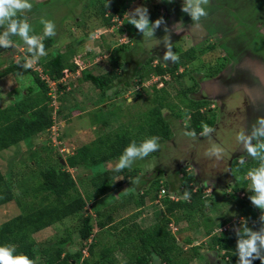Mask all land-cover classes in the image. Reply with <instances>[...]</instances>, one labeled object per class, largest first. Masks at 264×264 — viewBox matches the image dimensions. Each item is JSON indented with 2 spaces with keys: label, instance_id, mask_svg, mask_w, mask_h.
<instances>
[{
  "label": "rangeland",
  "instance_id": "374dc122",
  "mask_svg": "<svg viewBox=\"0 0 264 264\" xmlns=\"http://www.w3.org/2000/svg\"><path fill=\"white\" fill-rule=\"evenodd\" d=\"M107 1L29 0L32 9L31 11L25 10L22 14L23 17L21 18L33 17L29 23L30 29L42 30V19L52 22L54 27H59L54 28L56 32L55 44L44 50L43 54H35L33 61L29 60L31 63L38 62L36 64L39 68L37 71L34 70L37 74L39 70H43L42 63L55 52L54 48L60 52H65L68 49L72 51L70 62L73 64L71 70L74 73V60H78L83 70L86 69L93 74H102L111 69L108 56L114 47L122 44L125 50L129 51L132 50V47L137 46V52L133 53L131 59L125 64L129 70L127 83H117L104 93L92 83L80 80L81 71L79 75L78 73L68 74L65 82L57 85L56 93H52L56 98L57 133L53 135L51 129L48 128L32 138L0 151V169L5 178L10 180V188L14 195L13 200L0 205V223L20 214L22 205L31 202L30 197L21 195L23 186L20 183L23 179L26 188H29L34 182L36 184L42 170L57 167L59 161L65 165L64 161L68 155H71L81 145L91 144L99 135L123 134L124 130L130 131V134L134 133L148 110L157 100H162L168 104L167 109L164 108L162 113L171 127L172 134L168 139L157 140L158 148L155 152L132 159L128 166L130 174L126 178V184L120 186V192L115 193V195L122 196L132 189L135 194L138 185L146 189L147 184L155 179H158L162 186L169 183L166 189L174 191L184 166L189 167V171L192 172H194L193 167L196 166L197 168L198 166L204 167L203 170L206 171L211 170L213 175L210 171L208 174L206 171H202L201 174L206 175L205 177L213 176L219 180V183L214 185L208 182L202 185L203 194L211 197V199L206 201L201 218H198L197 215L195 221L189 223L181 220L172 221L169 229L182 249L178 257V264H223V261L228 257L222 258L225 252L236 253L234 246L238 239L237 233L242 232L244 226L253 231H259L261 227H264L260 219L264 213L254 206L249 199L253 194L249 189L250 181L247 179L248 185L242 191L234 192L225 187L229 182L226 164L231 152L237 149V147L233 148V145L237 141V133L243 130L242 127L244 126L241 123L238 126L236 122H232L230 114L225 111L221 115L222 118H217L216 126L218 129L212 128L213 130L206 135L203 131L200 136H192L185 129L190 119L189 110L187 111L186 107L179 103L178 96L181 91L196 82L194 83V92L189 95L201 99V96L198 95L200 80L202 78L205 80L208 78L207 76L215 75L220 71L223 64L220 57L224 55L223 48L225 45L222 49H216L219 47L216 45V40L217 35L225 34L223 28L228 29V23H231L230 18L227 17L228 20L225 19V23L223 20L219 23L216 19H222L221 17L225 13L216 12L211 15L212 19L205 18L194 22L177 16L178 10L182 11L181 8L185 0H173L175 2L169 5L163 3L162 0H130L124 13L121 16L113 15L111 25L106 26L102 24L98 16V6L101 2L106 3ZM141 6L148 9L150 23L159 17H163L164 23L156 28L150 37L145 36L135 25L129 22L130 18H135L133 16L134 10ZM76 21L78 22L76 23ZM180 21L183 22L185 30L177 33L172 29L173 25ZM218 24H221L222 28H217ZM0 31L1 33L7 31V23L0 25ZM234 32L236 34L237 29H234ZM42 37V35L38 36V39L41 40ZM17 40L18 38L15 42ZM211 44H213L212 50L207 48ZM196 45L197 49L200 48L204 51H196L194 58L185 66L181 65L174 74L167 73L160 77L152 70L159 62H172L170 58L165 59L166 52L171 51L173 54H180L187 48ZM24 48L25 43H17L16 45L10 43L8 48L2 50L0 52V61L2 62L0 70H3L9 62H15L24 57ZM149 58L151 60H148ZM136 63L138 64L136 71L139 70L140 74L135 72L132 76L131 70ZM28 68L24 65L14 73L0 78V107L8 105L13 96L20 94L21 90L32 88L33 93L39 91V86ZM180 72L182 75H179ZM117 74L122 77L121 69H117ZM159 88H164V91ZM206 89L207 92H211L209 84ZM202 95L206 97L205 92ZM52 99L50 97L48 102L51 116L54 111V107L51 105ZM203 100L206 101V105L202 107V112L212 115L214 100L209 98ZM172 104H174V108L170 110L169 107ZM230 137L236 138L232 145L227 143ZM216 141H220V144L222 142V146H218ZM214 147L222 148L223 152L219 155L214 154ZM152 153L153 155H151ZM119 158L109 163L94 166L91 170L65 166L66 170L74 176L80 194L86 193L94 197L88 200L86 209L93 224L91 242L97 237L95 232L97 230L99 232V228L94 226L95 220L100 215L102 218L112 215L116 222L122 217H129L142 228L152 225L160 218V211L163 207L160 202V198H162L160 194L162 193L157 192L154 187L149 188V190L156 193V199L151 201L148 197L145 198L140 213L135 217L130 215L135 212V208L131 204L122 209L114 206V210L109 208L113 200H116L113 191H108L109 193L104 191L103 194L99 192V194L93 190L92 185L89 184L91 177L103 168L116 166ZM223 169L225 172H222ZM214 172H219V174L216 175ZM244 177L246 178V175ZM28 178L29 183H27ZM127 183L129 189H126ZM241 200L247 201L253 206L256 211L255 216L251 217L249 216L250 213L241 211L239 205ZM78 221L75 216L68 217L34 233L33 238L37 246L34 250L33 264H44V257L40 252L42 246L49 245L59 237H66L67 234L71 237V245L73 244L69 246L70 249L72 251L78 250L81 246L77 233ZM221 224L224 225L220 226ZM208 228L212 230L211 235L206 234ZM101 230L102 235L106 233L101 240L104 244L120 238L116 236L121 233L118 229L113 233L110 227ZM224 232L227 233L226 240L221 245H213L211 236H218ZM188 239H191L192 245L200 244L201 248L198 254L193 252L187 243ZM88 242L86 244H89ZM261 253L264 255V249H261ZM82 254H86V252H82ZM114 256L118 262H124L126 259V256L117 250L114 252ZM252 264H261V261L254 259Z\"/></svg>",
  "mask_w": 264,
  "mask_h": 264
},
{
  "label": "trees",
  "instance_id": "16d2710c",
  "mask_svg": "<svg viewBox=\"0 0 264 264\" xmlns=\"http://www.w3.org/2000/svg\"><path fill=\"white\" fill-rule=\"evenodd\" d=\"M129 2L130 0H108L106 3L101 2L98 6V16L102 24L106 26L111 25L113 15L121 16ZM162 2L169 5L175 1L167 3L165 0H162ZM106 4H108L107 7ZM216 5L224 6V9L228 10L230 19L236 20L243 24L245 28L256 32V28L253 25L255 21L253 14L259 9L264 10V0H209L207 5H201L205 8L207 16L200 19H212L211 15L214 14L213 11ZM179 11L180 9L177 16H181L186 20H192L188 13ZM239 11L244 15L240 16ZM34 16L37 17L36 14ZM21 17L23 15L18 14V18ZM32 19L33 17L29 16L26 20L30 23ZM54 28L59 27L55 26ZM3 34L4 32L1 33L0 31V36H3ZM29 35L36 36L37 38L38 36H43L40 40L43 51L55 44V31L52 36H44L43 29L39 31L30 29ZM16 38H18L17 42H15ZM7 39L12 41L13 44L15 43V45L17 43H25L19 36H14L11 33H9ZM6 48L8 46L4 47L0 45V52ZM28 48L29 46L25 43V48L23 49L24 57L15 62H9L3 70H0V78L19 70L27 64V60H32L35 54L40 53L38 49L28 51ZM207 48H211L212 50L213 44ZM53 50L55 52L42 63V67L43 72L49 75L50 78L58 79L64 68H73V64L70 62L72 51L68 49L65 52H60L56 48ZM196 51L203 52L204 50L197 49V45L191 46L187 50L180 52V54H175L178 56L177 61L172 60L171 63L159 62L152 70L160 77H163L167 73L174 74L181 65L185 66L194 58ZM136 52L137 46L132 47V50L129 51L125 50L122 44L121 46L114 47L108 56L111 67L109 71L102 74H93L85 69L81 71L79 78L80 80L92 83L103 93L114 87L117 83H127L126 79L128 78L127 73H129V70L125 64L131 59V55ZM148 60H151V58ZM1 65L2 62L0 61ZM136 65L138 64L136 63L131 70L132 76H134L135 72L140 74L139 70L136 71L138 69ZM28 69L39 86V91L33 93L32 88L21 90L20 94L13 96L8 105L0 107V151L46 131L52 124L51 110L48 104L50 97L47 94V86L32 68L29 67ZM117 69H121L123 73L122 77L117 74ZM179 75H182V72ZM194 83L181 91L178 101L186 107L187 111L189 110L190 119L185 127L186 132L192 136H198L204 131L203 125L212 127L214 120L211 115L201 111L202 107L206 105V101L190 96L195 90ZM159 89L164 91V88ZM166 106L168 107L166 101L157 100L150 110H148L139 128L132 134H130V131L124 130L123 134L99 135L91 144L79 146L71 155L66 157L64 161L65 165L57 160L58 166L42 170L36 184L35 182L32 183L29 188L24 187L25 181L23 179L20 183L23 186L21 195L30 197L31 202L21 204L23 207L20 214L0 223V245H14L15 253H24L30 260H33L35 257L34 250L37 246L33 234L55 222L75 216L79 220L77 233L80 238V248L75 251L70 249L69 246L72 243L70 235L67 234L66 237H59L49 245L40 248L41 255L44 257V264H178V257L182 249L169 229L170 223L180 220L187 223L194 222L197 215L198 218H201L206 201L211 199V197L203 194L199 180L192 171L187 172L183 170L181 172L174 191L166 189L169 183H165L162 186L159 180L155 179L149 182L150 184H147L146 189L138 185L135 194L133 189L129 193L125 192L126 189H129L127 183L126 189L123 190L125 194L122 196H119V194L115 195V193H119L121 190L120 186L126 184V178L130 174L128 167L120 170H117L116 166L103 168L100 172L94 174L89 180V184L92 185L93 190L102 194L104 191H113L116 196V200H113V203L109 207L112 210H114V207L122 209L131 204L135 208V212L130 215L131 217L137 216L141 211L140 208L145 203V198L148 197L151 201L156 199V193L149 190V188L153 187L159 193L163 190V193L160 194L162 197L160 198V202L163 207L160 211L159 220L146 228L140 227L138 223H135L129 217H122L116 222L112 215H108L105 218H102L100 215L95 220L94 226L99 228V232L98 230L95 232L97 237L91 242L93 224L86 209L88 200L94 197L86 193L80 194L76 187L74 176L65 168V166L70 168L82 167L83 169L91 170L99 164L114 161L129 146L139 148L148 139H154L158 145V139L170 138L172 134L171 127L162 113ZM173 108L174 104L169 107L170 110H173ZM256 161L252 157L249 163H237L236 160L233 161L235 182L233 183L232 191H242L246 188L248 180L244 176L251 168L260 163L258 159ZM9 181L0 169V205L14 199ZM29 182L28 178L27 183ZM137 189L141 191L139 190L138 192ZM151 193L154 194L151 195ZM239 205L241 211L243 210L242 212L250 213L249 216L251 217L255 216L256 211L249 202L241 200L239 201ZM95 209L97 210L98 208ZM222 225L224 224L220 226ZM107 227H110L112 233L117 231V229L121 233L116 235L120 237L116 241L104 244L101 240L106 233L102 235L101 229ZM211 233L212 230L210 228L206 229L207 235H211ZM226 238L227 233L224 232L218 236H211V242L213 245H221ZM87 241H89V244H86ZM187 243H189L194 253H199L200 244L192 245L191 239H188ZM234 248L236 250V245ZM116 250L126 256L124 262L117 261L114 256ZM82 252H86V254H82ZM225 256L228 257L223 261V264H238V255L225 252L222 258Z\"/></svg>",
  "mask_w": 264,
  "mask_h": 264
},
{
  "label": "flooded vegetation",
  "instance_id": "af4514ba",
  "mask_svg": "<svg viewBox=\"0 0 264 264\" xmlns=\"http://www.w3.org/2000/svg\"><path fill=\"white\" fill-rule=\"evenodd\" d=\"M216 12L225 13V16L222 15V19H216L219 23H221V20L225 23V19L230 17L228 10L224 9V6L216 5L213 13ZM239 12L240 16L244 15L241 11ZM253 16L255 18L253 25L256 28V32L245 28L243 24L236 20L229 19L231 23H228V29L223 28L225 34L217 35L216 40V45L219 46L216 49H222L225 45V48H223L224 55L220 57L223 61L222 67L217 74L207 76L208 78H205V80L202 78L201 82H199L201 94L199 92L198 95L201 96V99L209 98L214 100L213 108L212 110L210 109L213 112L211 117L214 120L213 126L210 127L211 129H218L216 126L217 118H222L221 115L227 111L230 114L231 121L236 122L238 126L241 123L244 126L242 128L245 134L250 135L255 117L264 115V19H262L264 18V10L255 11ZM220 25L218 24L217 28H222ZM234 29H237L236 34ZM208 84L211 86L210 93L206 89ZM203 92L206 93V97L202 95ZM234 134H236L235 131ZM235 139V137H230L227 143L232 145ZM216 142L218 146H222V142L221 144L220 141ZM258 142H264V137L259 138V140H253V144ZM234 147H237V149L231 152L226 164L229 182L225 187L230 189L233 188V183L235 182L233 161L249 163L251 160V156L248 155L241 143L236 141L233 145ZM203 168L201 166H198V168L197 166L193 167V173L198 178L200 186L202 187L208 182L218 185L219 180L215 179V177H205L206 175L201 174L202 171H206ZM183 170L188 172L189 167L184 166L181 172ZM209 171L213 175L211 170L206 171L207 174ZM222 172H225V170L223 169ZM215 174L218 175L219 172Z\"/></svg>",
  "mask_w": 264,
  "mask_h": 264
},
{
  "label": "clouds",
  "instance_id": "9594fccd",
  "mask_svg": "<svg viewBox=\"0 0 264 264\" xmlns=\"http://www.w3.org/2000/svg\"><path fill=\"white\" fill-rule=\"evenodd\" d=\"M167 3L173 0H165ZM209 0H185L181 10L190 15L194 22H198L201 17L207 16V12L201 5H207ZM108 4H106V7ZM32 4L29 0H0V25L7 23V31L3 36H0V45L7 47L12 41L7 39L9 33L14 36H19L28 46V51L38 49L43 54V46L36 36H30V25L26 18H18V14L22 16L25 10L31 11ZM133 16L129 22L141 31L145 36H152L155 29L160 27L163 17L157 18L150 23L148 9L146 7H138L134 10ZM43 24L44 36L54 35V24L50 21L41 20ZM173 31L183 32L184 24L182 21L173 25ZM167 31V29H166ZM178 60V56L168 51L165 53V59ZM33 61V60H32ZM25 67H32L31 63L25 64ZM255 122L252 126L250 135H246L241 130L237 136V141L241 143L248 155L253 159H258L260 163L251 168L246 179L250 181L249 189L253 193L249 199L252 204L259 208L264 213V142L253 144V140H259L264 137V115L255 117ZM204 134L206 135L212 129L208 125H203ZM158 145L154 139L144 141L139 148L129 146L120 156L119 162L116 165L117 170L127 168L133 158L137 156H147L155 151ZM223 152L222 148L214 147L213 153L219 155ZM242 163V161H241ZM261 222L264 224V215L261 216ZM238 239L236 242V255H238V264H252L254 259H259L261 264H264V255L261 249H264V227L259 231H253L247 226H244L242 232L237 233ZM14 245H0V264H33L24 253H15Z\"/></svg>",
  "mask_w": 264,
  "mask_h": 264
},
{
  "label": "built area",
  "instance_id": "2783aa9c",
  "mask_svg": "<svg viewBox=\"0 0 264 264\" xmlns=\"http://www.w3.org/2000/svg\"><path fill=\"white\" fill-rule=\"evenodd\" d=\"M27 63H31V61L27 60ZM31 64H32V67L31 68L33 70H36L37 71V69L39 68V66L36 64V62L34 61V63H31ZM74 64H75V66H74L75 67L74 68L75 73L71 69H69V68H64L62 70L61 76L58 79H52V78L49 77V75H47L46 73H44L42 69L39 70L38 75H39L40 79L42 81H44V83L46 84L47 89H48L47 94L49 96L52 93L53 94L56 93L57 85L58 84H62V82H65L66 78L68 77V74L71 75V74L78 73V75H79L80 71L83 70V67H81V64H80V62L78 60H74ZM53 94L50 96V97L53 98L51 100L52 101V104L51 105L54 107V111H53V114H52V124L50 126V129H51V133H53V135H54V134L57 133V127H56V125H57L58 122L56 121V118H55L56 98H55V96ZM160 192L163 193V190H161ZM224 229H226V228H224Z\"/></svg>",
  "mask_w": 264,
  "mask_h": 264
},
{
  "label": "crops",
  "instance_id": "0c3cea01",
  "mask_svg": "<svg viewBox=\"0 0 264 264\" xmlns=\"http://www.w3.org/2000/svg\"><path fill=\"white\" fill-rule=\"evenodd\" d=\"M61 124H62V122H61Z\"/></svg>",
  "mask_w": 264,
  "mask_h": 264
}]
</instances>
